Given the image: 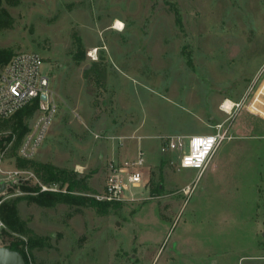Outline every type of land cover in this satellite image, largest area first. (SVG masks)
<instances>
[{
  "label": "rangeland",
  "instance_id": "1",
  "mask_svg": "<svg viewBox=\"0 0 264 264\" xmlns=\"http://www.w3.org/2000/svg\"><path fill=\"white\" fill-rule=\"evenodd\" d=\"M4 6L12 25L0 30V49L43 57L58 105L31 160L76 181L70 189L19 168L15 136L0 147V202L26 195L24 187L73 196L51 207L18 204L40 243L30 250L27 237L12 234L29 264H264V118L257 113L264 115V0ZM118 20L122 32L113 29ZM227 100L236 104L230 113L221 109ZM37 116L35 109L25 119L29 129ZM218 124L233 139L202 175L166 148L170 136L210 133ZM139 147L149 187L136 201L100 209L93 200L110 161L134 158ZM2 229L0 222V237ZM10 240L1 237L0 245ZM3 252L9 264H23L19 252Z\"/></svg>",
  "mask_w": 264,
  "mask_h": 264
},
{
  "label": "built area",
  "instance_id": "2",
  "mask_svg": "<svg viewBox=\"0 0 264 264\" xmlns=\"http://www.w3.org/2000/svg\"><path fill=\"white\" fill-rule=\"evenodd\" d=\"M44 65V59L39 54L23 51L13 54L0 68V122L12 118L26 107L36 105L38 112L18 151L19 156L25 159L36 155L58 113V105L51 90L52 75L45 72ZM260 107L264 109V103ZM257 113L264 118L260 112ZM232 139L229 127L218 124L210 133L170 136L166 148L179 152L182 168L194 169L202 175L217 148ZM146 161L141 147L134 158L110 161L105 188L103 193L96 195V199L124 203L141 198L149 187Z\"/></svg>",
  "mask_w": 264,
  "mask_h": 264
},
{
  "label": "trees",
  "instance_id": "3",
  "mask_svg": "<svg viewBox=\"0 0 264 264\" xmlns=\"http://www.w3.org/2000/svg\"><path fill=\"white\" fill-rule=\"evenodd\" d=\"M10 14L4 6V0H0V30L9 28L12 25V20ZM13 53H10L7 49H0V68L7 63V61L12 57ZM36 109V105L31 107H26L16 113L11 120H5L0 122V129L6 128L12 121L11 134L6 138L0 139V147L3 146L4 142H9L13 136H15L14 146L12 147V155L16 157L17 166L21 169L33 168L34 172L39 175L41 172L44 182H62L63 184H68L70 189L74 187L76 181L72 174L66 170L57 169L49 164L37 163L31 159H25L17 156L14 152L20 146L26 133L29 131L28 124L25 119L32 115V112ZM26 195H21L13 199L12 201H1L0 203V222L6 227V229L1 230V237H9L11 240L4 247L17 251L23 257L24 263L29 264L28 257L25 254V248L22 246L24 243L21 240L14 239L12 234L16 233L21 236H25L28 239V247L30 250L33 247L40 245V243L35 238L33 230L27 226V223L21 218L19 213L18 204L22 200H26L28 203H34L41 207H51L57 203H68L71 201V195H60L61 193H51L42 192L33 195V192L29 187L23 188ZM69 189V190H70ZM158 189L153 187L152 194L157 192ZM69 197V198H68ZM93 202L100 209L106 211L109 206L117 207L122 203H109L93 200ZM0 237V238H1Z\"/></svg>",
  "mask_w": 264,
  "mask_h": 264
},
{
  "label": "bare ground",
  "instance_id": "4",
  "mask_svg": "<svg viewBox=\"0 0 264 264\" xmlns=\"http://www.w3.org/2000/svg\"><path fill=\"white\" fill-rule=\"evenodd\" d=\"M125 26L124 24L121 22V21H116L115 22V25L113 26V29L118 31V32H122L124 30ZM97 52L96 49L92 50L91 51V54H95ZM91 57V56H90ZM235 106V104L230 101V100H227L224 104H223V107H222V110L226 113H230L233 109V107Z\"/></svg>",
  "mask_w": 264,
  "mask_h": 264
},
{
  "label": "water",
  "instance_id": "5",
  "mask_svg": "<svg viewBox=\"0 0 264 264\" xmlns=\"http://www.w3.org/2000/svg\"><path fill=\"white\" fill-rule=\"evenodd\" d=\"M44 98V97H43ZM3 186H1L0 187V192H2L3 191ZM4 248L5 247H2L1 245H0V264H9V262H8V260H7V256L5 255V253L3 252L4 251ZM23 264H25L24 263V260H23Z\"/></svg>",
  "mask_w": 264,
  "mask_h": 264
}]
</instances>
